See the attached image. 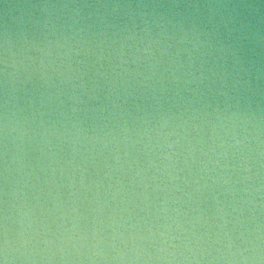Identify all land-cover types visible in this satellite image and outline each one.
Masks as SVG:
<instances>
[{
	"label": "water",
	"instance_id": "water-1",
	"mask_svg": "<svg viewBox=\"0 0 264 264\" xmlns=\"http://www.w3.org/2000/svg\"><path fill=\"white\" fill-rule=\"evenodd\" d=\"M0 264H264V0H0Z\"/></svg>",
	"mask_w": 264,
	"mask_h": 264
}]
</instances>
